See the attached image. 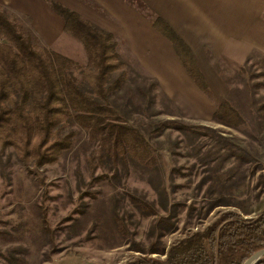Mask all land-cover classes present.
<instances>
[{
	"label": "rangeland",
	"instance_id": "obj_1",
	"mask_svg": "<svg viewBox=\"0 0 264 264\" xmlns=\"http://www.w3.org/2000/svg\"><path fill=\"white\" fill-rule=\"evenodd\" d=\"M125 1L138 9L136 1ZM257 2L264 27V0ZM21 20L27 34L33 35L29 17L22 15ZM257 37L256 42L263 39L264 45V32L262 39ZM251 53L236 64L206 52L211 96L202 93L201 108L190 103L180 108L122 55L129 79L111 103L149 141L155 158L152 169L120 162L116 169L99 168L92 174L87 159L95 147L75 123L62 132L75 133L71 150L34 174L11 150L0 153V264L163 260L172 245L205 230L224 213L243 219L261 215L264 47ZM223 101H229L243 118L238 130L213 122L209 110ZM167 120L196 127L200 135L155 134L157 124Z\"/></svg>",
	"mask_w": 264,
	"mask_h": 264
},
{
	"label": "trees",
	"instance_id": "obj_2",
	"mask_svg": "<svg viewBox=\"0 0 264 264\" xmlns=\"http://www.w3.org/2000/svg\"><path fill=\"white\" fill-rule=\"evenodd\" d=\"M134 1L172 44L198 90L211 96L189 47L167 23ZM47 4L63 20L65 33L82 44L87 63L82 67L47 50L34 34H27L20 15L0 6V153L11 150L34 174L71 150L75 133L62 132L75 123L95 147L87 159L92 174L99 168L116 169L120 162L152 169L155 158L149 141L111 103L129 79L116 39L59 3L48 0ZM148 79L158 88L155 80ZM212 120L233 130L243 125L229 101L215 103ZM166 131L200 135L198 128L177 120L160 122L154 130L157 135ZM263 248L264 212L255 219L228 212L205 230L172 245L163 260L141 257L125 264H243Z\"/></svg>",
	"mask_w": 264,
	"mask_h": 264
},
{
	"label": "crops",
	"instance_id": "obj_3",
	"mask_svg": "<svg viewBox=\"0 0 264 264\" xmlns=\"http://www.w3.org/2000/svg\"><path fill=\"white\" fill-rule=\"evenodd\" d=\"M52 1L113 35L121 57L130 58L180 108L189 103L203 106L202 93L185 71L172 44L133 5L125 0H85L96 5L98 11L81 0ZM140 1L189 47L208 83L204 68L207 51L241 64L254 48L264 47L258 0ZM0 6L29 17L35 37L47 50L83 65L87 63L84 47L65 33L63 20L46 0H0ZM256 36L262 39L260 43L256 42ZM214 111L209 110L211 117Z\"/></svg>",
	"mask_w": 264,
	"mask_h": 264
},
{
	"label": "water",
	"instance_id": "obj_4",
	"mask_svg": "<svg viewBox=\"0 0 264 264\" xmlns=\"http://www.w3.org/2000/svg\"><path fill=\"white\" fill-rule=\"evenodd\" d=\"M264 260V248L250 256L243 264H259Z\"/></svg>",
	"mask_w": 264,
	"mask_h": 264
}]
</instances>
